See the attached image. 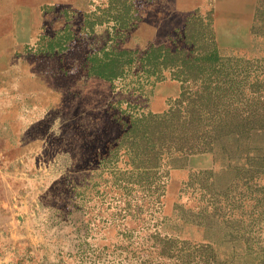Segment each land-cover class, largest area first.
Returning <instances> with one entry per match:
<instances>
[{
	"label": "rangeland",
	"instance_id": "374dc122",
	"mask_svg": "<svg viewBox=\"0 0 264 264\" xmlns=\"http://www.w3.org/2000/svg\"><path fill=\"white\" fill-rule=\"evenodd\" d=\"M223 78L261 125L123 138ZM0 264H264V0H0Z\"/></svg>",
	"mask_w": 264,
	"mask_h": 264
},
{
	"label": "trees",
	"instance_id": "16d2710c",
	"mask_svg": "<svg viewBox=\"0 0 264 264\" xmlns=\"http://www.w3.org/2000/svg\"><path fill=\"white\" fill-rule=\"evenodd\" d=\"M97 74L103 77L109 75ZM209 88L212 89V86ZM240 88L236 80L218 79L214 89L201 90L197 95L198 102L193 101L185 106L184 116L179 117V112L171 115L170 119L153 115L151 119H142L128 129L123 138L132 135L136 150L157 160L160 149L164 147L185 153L211 145L232 132L242 135L261 124L257 122L254 109L247 111V117H241L247 112L231 101ZM183 94H186V90Z\"/></svg>",
	"mask_w": 264,
	"mask_h": 264
}]
</instances>
